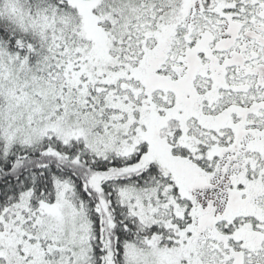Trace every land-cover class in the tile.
Instances as JSON below:
<instances>
[{"label":"snow or ice","instance_id":"snow-or-ice-1","mask_svg":"<svg viewBox=\"0 0 264 264\" xmlns=\"http://www.w3.org/2000/svg\"><path fill=\"white\" fill-rule=\"evenodd\" d=\"M0 264H264V0H0Z\"/></svg>","mask_w":264,"mask_h":264}]
</instances>
